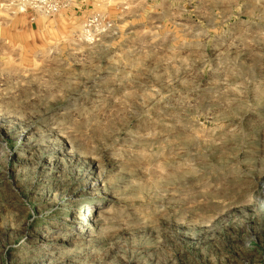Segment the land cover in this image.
Listing matches in <instances>:
<instances>
[{
    "label": "rangeland",
    "instance_id": "rangeland-1",
    "mask_svg": "<svg viewBox=\"0 0 264 264\" xmlns=\"http://www.w3.org/2000/svg\"><path fill=\"white\" fill-rule=\"evenodd\" d=\"M54 8L0 0V264H264V0Z\"/></svg>",
    "mask_w": 264,
    "mask_h": 264
},
{
    "label": "built area",
    "instance_id": "built-area-1",
    "mask_svg": "<svg viewBox=\"0 0 264 264\" xmlns=\"http://www.w3.org/2000/svg\"><path fill=\"white\" fill-rule=\"evenodd\" d=\"M23 2H28L31 5H39V6H44V10L49 11L50 7H56L54 10H56L59 7V3L62 0H22ZM68 0H64L66 2ZM56 5V6H55Z\"/></svg>",
    "mask_w": 264,
    "mask_h": 264
},
{
    "label": "bare ground",
    "instance_id": "bare-ground-1",
    "mask_svg": "<svg viewBox=\"0 0 264 264\" xmlns=\"http://www.w3.org/2000/svg\"><path fill=\"white\" fill-rule=\"evenodd\" d=\"M90 208H91V206H89V209H90ZM93 208H94V207H93ZM90 212H91V211H90ZM88 223H89V222H88ZM91 224H92V223H91ZM87 225H88V224H87ZM91 226H92V225H91ZM78 227H79V226H78ZM90 229H91V228H90ZM92 230H94V229H92ZM92 230H91V231H92Z\"/></svg>",
    "mask_w": 264,
    "mask_h": 264
}]
</instances>
